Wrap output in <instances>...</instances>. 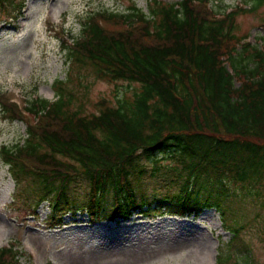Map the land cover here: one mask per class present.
Listing matches in <instances>:
<instances>
[{
  "label": "trees",
  "instance_id": "trees-1",
  "mask_svg": "<svg viewBox=\"0 0 264 264\" xmlns=\"http://www.w3.org/2000/svg\"><path fill=\"white\" fill-rule=\"evenodd\" d=\"M25 1L0 0V10L15 19ZM252 1L222 16L210 0H146L147 13L131 2L124 12L88 15L81 36L62 41L68 70L52 85L54 102L30 101L29 120L0 99V118L26 126L22 142L0 148L18 210L35 217L45 204L52 226L65 216L197 218L214 209L231 233L217 264H229L231 249L246 252L250 264L242 233L264 225V54L240 45L257 63L250 71L234 54L247 36L238 35V17L264 6ZM97 81L130 89L86 112L85 87ZM163 161L169 167L157 170ZM161 171L168 192L150 200L142 183ZM248 207L254 213L244 217ZM14 248L0 249V264L21 263L25 253Z\"/></svg>",
  "mask_w": 264,
  "mask_h": 264
},
{
  "label": "rangeland",
  "instance_id": "rangeland-1",
  "mask_svg": "<svg viewBox=\"0 0 264 264\" xmlns=\"http://www.w3.org/2000/svg\"><path fill=\"white\" fill-rule=\"evenodd\" d=\"M243 1L248 8L253 3L252 0H210V4L217 14H224ZM131 2L147 13L146 0H26L17 21L9 19L10 15L5 17L0 10V93L12 94L19 105L32 98L56 100L52 85L66 78L68 68L61 40L48 25L60 30L62 26V34L72 42L81 36L82 21L88 15L102 9L124 12ZM262 19L264 6L253 15L238 17V35L247 34L251 45L248 54L253 48L264 54ZM234 57L243 65L239 68L250 71L257 66L239 51ZM85 89L90 95L84 101V110L89 112L102 99L114 105L115 96L130 88L97 81ZM24 134L22 122L0 118V148L22 142ZM161 158V155L154 157ZM158 165L167 167L169 162ZM157 175L156 179L142 183L150 200L153 193L163 196L168 192L162 179L165 171ZM13 198L14 183L0 156V236L4 235L0 248L10 243L24 252L20 264H26V255L33 264H215L217 250L227 255L224 247H219L231 240V233L223 229L214 210H204L197 219L166 214L149 220L135 215L126 222L93 223L86 215L65 216L59 225L49 226L47 205L40 206L37 216H25L18 210V203L12 202ZM248 208L250 212L247 208L241 212L244 217L254 213ZM242 238L252 254L250 264H264V225L259 228L252 223ZM229 253L233 254L229 264H248L246 252L231 249Z\"/></svg>",
  "mask_w": 264,
  "mask_h": 264
},
{
  "label": "bare ground",
  "instance_id": "bare-ground-1",
  "mask_svg": "<svg viewBox=\"0 0 264 264\" xmlns=\"http://www.w3.org/2000/svg\"><path fill=\"white\" fill-rule=\"evenodd\" d=\"M4 237V235L3 234H1V236H0V239H2ZM7 239V237L6 238H4V240H6ZM1 241V240H0Z\"/></svg>",
  "mask_w": 264,
  "mask_h": 264
}]
</instances>
